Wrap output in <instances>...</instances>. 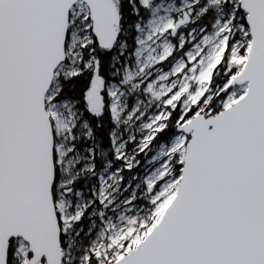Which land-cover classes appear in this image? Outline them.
Masks as SVG:
<instances>
[{"label":"snow or ice","instance_id":"obj_1","mask_svg":"<svg viewBox=\"0 0 264 264\" xmlns=\"http://www.w3.org/2000/svg\"><path fill=\"white\" fill-rule=\"evenodd\" d=\"M0 264H264V0H0Z\"/></svg>","mask_w":264,"mask_h":264}]
</instances>
